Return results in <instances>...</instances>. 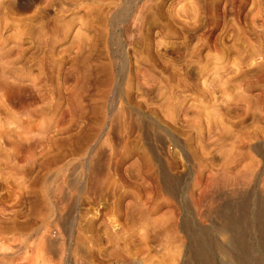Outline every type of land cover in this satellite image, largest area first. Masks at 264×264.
I'll use <instances>...</instances> for the list:
<instances>
[{
    "label": "rangeland",
    "instance_id": "1",
    "mask_svg": "<svg viewBox=\"0 0 264 264\" xmlns=\"http://www.w3.org/2000/svg\"><path fill=\"white\" fill-rule=\"evenodd\" d=\"M102 214L264 264V0H0V264H102Z\"/></svg>",
    "mask_w": 264,
    "mask_h": 264
},
{
    "label": "crops",
    "instance_id": "2",
    "mask_svg": "<svg viewBox=\"0 0 264 264\" xmlns=\"http://www.w3.org/2000/svg\"><path fill=\"white\" fill-rule=\"evenodd\" d=\"M149 223L147 221L145 227L140 229L138 219L133 214L112 217L102 214V255H110L109 259L102 257V264H138L139 238L151 235Z\"/></svg>",
    "mask_w": 264,
    "mask_h": 264
}]
</instances>
